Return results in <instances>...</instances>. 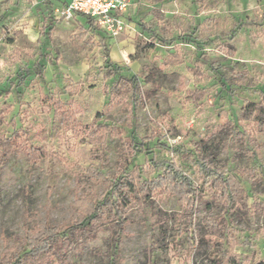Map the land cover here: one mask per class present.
Segmentation results:
<instances>
[{
	"label": "rangeland",
	"instance_id": "374dc122",
	"mask_svg": "<svg viewBox=\"0 0 264 264\" xmlns=\"http://www.w3.org/2000/svg\"><path fill=\"white\" fill-rule=\"evenodd\" d=\"M126 1L125 28L110 37L59 2L0 0V135L19 134L0 174V254L4 234L24 233L26 210L32 236L47 223L68 222L84 192L76 189L78 174L94 165L114 176L130 155L131 136L143 151L127 171L141 181L171 161L198 186L210 178L207 160L225 174L264 164V112L242 117L249 102L264 105V0ZM122 75L137 83L125 85ZM33 146L48 151L35 166L28 160ZM242 183L250 204L264 198V181ZM106 187L101 181L95 191ZM213 193L206 184L196 203L192 251L176 196L157 191L135 201L126 210L118 264H211L220 255L217 241L244 264L264 262V217L252 210L230 211L227 239L204 234L205 219L223 210ZM115 230L104 219L95 238H82L50 264H105ZM8 245L22 247L13 238Z\"/></svg>",
	"mask_w": 264,
	"mask_h": 264
},
{
	"label": "trees",
	"instance_id": "16d2710c",
	"mask_svg": "<svg viewBox=\"0 0 264 264\" xmlns=\"http://www.w3.org/2000/svg\"><path fill=\"white\" fill-rule=\"evenodd\" d=\"M76 13L85 16L87 22L94 23L90 16L80 12ZM35 65V69L41 73L42 64L37 62ZM29 73L28 70L26 74ZM119 80L127 86H132V83H137V76L122 75ZM145 93L146 96H149L152 92L147 91ZM190 93L195 95L197 91ZM258 110L264 112V105L258 106L255 102H249L243 108V119L250 120ZM258 124L263 127L264 121L259 120ZM96 127L121 134V129L117 126L100 123ZM18 139L19 134L17 132L10 136L0 135V174L8 158L16 151ZM128 143L130 155L119 161L114 176H106L94 165L88 166L84 175L78 174L76 189H83L84 192L83 195L74 200L76 208L68 222L60 225L47 223L41 234L32 236L27 227L29 213L26 210L24 233L21 236L3 235L4 246L0 254V264H50L53 260L62 262L67 252L82 238H95L99 232L101 221L108 218L115 223L116 230L111 241L112 249L108 252L105 264H118L120 241L125 235L127 225V208L137 200H152L157 191L176 196L179 199L181 208L177 214V220L190 231L189 239L193 242L190 245V251L195 249V241L199 240L196 238L193 220L196 203L203 198L206 184H209V188L214 192L215 200L223 204L221 214L205 219L204 234L206 236L219 237L222 240L227 239L232 230L229 213L233 209L252 210L264 217V198H253L250 204V196L242 183L243 178H248L252 184L264 181V164L258 168L241 167L234 172L225 174L215 169L212 160H207L210 178L198 186L175 162L171 161L162 167L160 173L141 181L130 176L127 170L132 165L133 159L143 151V141L137 136H131ZM47 156L48 151L45 147L33 146L28 153V160L31 166H35L39 160ZM101 181H105L107 187L101 193H97L95 189ZM85 191H88L87 196ZM165 215L161 213L158 220L161 228L166 222ZM10 238L19 240L22 244L21 249L11 248L8 245ZM216 244L220 249V255L214 258L211 264H244L243 258L231 247L225 249L219 241ZM259 264H264V262Z\"/></svg>",
	"mask_w": 264,
	"mask_h": 264
},
{
	"label": "built area",
	"instance_id": "2783aa9c",
	"mask_svg": "<svg viewBox=\"0 0 264 264\" xmlns=\"http://www.w3.org/2000/svg\"><path fill=\"white\" fill-rule=\"evenodd\" d=\"M65 12L90 16L110 37H117L125 28L126 0H60Z\"/></svg>",
	"mask_w": 264,
	"mask_h": 264
},
{
	"label": "crops",
	"instance_id": "0c3cea01",
	"mask_svg": "<svg viewBox=\"0 0 264 264\" xmlns=\"http://www.w3.org/2000/svg\"><path fill=\"white\" fill-rule=\"evenodd\" d=\"M50 1H52V2H53V1H55V2H59L61 5H62V3H63V2L60 1V0H50Z\"/></svg>",
	"mask_w": 264,
	"mask_h": 264
}]
</instances>
